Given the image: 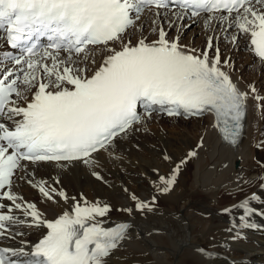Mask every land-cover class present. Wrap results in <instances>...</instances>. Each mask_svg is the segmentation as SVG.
Masks as SVG:
<instances>
[{"label": "snow or ice", "instance_id": "obj_1", "mask_svg": "<svg viewBox=\"0 0 264 264\" xmlns=\"http://www.w3.org/2000/svg\"><path fill=\"white\" fill-rule=\"evenodd\" d=\"M172 7L177 19L204 13L206 28L214 20L236 27L232 40L237 41L240 34L250 36L251 50L264 61V0H0V33L12 49L20 50L0 60V238L15 240L24 233L9 229L26 223L47 229L31 251L23 246L0 247V264H106L130 227L127 223L102 226L97 218L110 211L108 204L75 202L71 212L47 220L34 203L24 201L12 188L16 180H23L48 200L57 195L68 200L63 190L31 179L28 164H92L93 153L111 147L142 120L138 104L149 115L154 105L170 117L213 112L225 139L237 143L249 94L222 70L219 47L210 57L212 37L199 52L180 45L179 36L170 40L163 26L152 28L157 36L153 41L146 42V37L135 44L131 41L129 29L137 26L146 9H155L159 18L166 17ZM157 23L153 20L154 26ZM42 37L47 38L46 44H41ZM110 43L121 47L112 48L103 64L86 75V67L80 65L88 59L89 46L107 48ZM9 60L12 66L6 67ZM250 88L255 93L254 86ZM27 92L32 93L30 100ZM22 100H27L26 106L20 105ZM255 147L264 150V140ZM180 164L169 177H159L161 192L171 189ZM93 175L100 178L98 173ZM131 198L136 210H152L149 202L134 194ZM249 199L259 197L253 193L238 205L244 209L242 221L257 211L249 207Z\"/></svg>", "mask_w": 264, "mask_h": 264}, {"label": "bare ground", "instance_id": "obj_2", "mask_svg": "<svg viewBox=\"0 0 264 264\" xmlns=\"http://www.w3.org/2000/svg\"><path fill=\"white\" fill-rule=\"evenodd\" d=\"M159 11L164 13L165 10ZM175 11L176 9L169 10L170 13H167L173 15ZM154 13L153 10L144 11L137 26L143 24L144 20L150 19L151 22L156 20ZM169 15L166 17L161 15L157 20L163 24ZM204 16L197 18L188 16L182 19H176L174 16L175 29L191 23V29L188 31L191 37L197 33L196 31L199 32L201 27H205ZM133 28L129 29L130 34ZM218 29L217 36L220 39L229 37L231 45L235 44L237 51L234 54L245 48L248 50L245 53L247 63L254 57L259 63L256 74L251 75L256 81L251 85L255 88L253 93L250 86L240 78L238 69L233 71L235 63L233 57L221 58L222 70L228 73L243 92L249 94L246 98V129L237 145L232 146L221 138L212 113L206 114L208 115L206 125H197L196 128H192L194 130L186 129V131L176 128L163 131L159 126H142L138 122L126 135L121 134L117 137L111 147L93 153V163L90 165L81 161L59 164L54 161H44L28 164V172L33 174L31 179L36 182L45 181L46 187L63 190L69 197L68 200L58 195L55 200H48L36 187L23 180H16L12 191L24 201L34 203L45 219L55 218L65 211L71 212L75 202L85 201L88 204L99 202L101 205L106 203L110 206V211L104 217L97 218L102 220L103 224L131 219L132 224L126 232V237L106 259V264L134 262L136 264H264V215L260 214L264 212V188L261 187L264 182V166H261V162H264V150L255 147L262 135L259 117L262 110L255 95L260 89L258 74L262 78L261 84H264V62L251 50L250 36L240 34L238 40L234 42L232 37L238 33L236 27L229 28L227 22H221ZM167 30L168 28L165 29L166 32ZM150 32L149 27L144 30V35L135 32L136 34L131 38L132 43L135 44L142 37L147 38L146 42L155 40L157 36L154 34L153 37ZM174 35L176 38L179 33L176 32ZM126 37L129 36L126 34ZM209 37H211L210 33ZM245 39L247 43L244 42ZM189 41L179 37L180 45L188 50L201 51L200 46L199 48L195 45L191 46ZM4 44H6L5 39L0 34V60L4 58V50L7 49ZM120 47L119 43H110L107 48L103 45L91 46L86 53L87 61L80 66L86 67L85 74L91 76L103 64L106 56L111 54V49L119 50ZM209 55L211 57L215 54L209 53ZM225 59L229 60L228 64L223 63ZM46 62L51 63L50 60ZM260 96H264L263 89ZM31 98L32 93L28 92L27 100ZM27 100H22L20 105L26 106ZM147 114L143 113L142 118ZM156 117L163 118V115L157 114ZM201 137H203L202 141ZM137 144L138 150L145 151L133 152ZM165 147H170L171 150L179 148L182 152L173 161L162 164L160 159H165L162 152ZM192 150H195L194 156L189 155ZM183 159L185 164H180ZM178 164L180 170L176 174L175 183L169 191L161 192L163 183L159 177L167 178L172 175ZM116 167L117 174L114 171L110 177L111 170H115ZM154 167L156 168L153 171ZM94 172L98 173L100 178L93 175ZM82 174L86 176L90 174L95 178L90 181L87 179V182L84 180L85 183H77L76 177ZM150 180L153 182L150 183ZM184 187H187L186 191ZM253 193L259 199H249V207L257 211L245 216L242 221L241 216L245 213L238 205L246 198H250ZM133 194L140 201L149 202L152 210L143 212L136 210V201L131 198ZM73 197L75 201L71 199ZM152 197L156 199L153 201ZM3 203L11 202L4 200ZM129 208L132 209L131 212L125 211ZM12 211L22 216L19 210ZM45 213L48 215H44ZM16 229L12 227L9 231L17 233ZM44 230L45 227H34V232L23 230L21 233L24 234L17 236L15 240L0 238V242L16 249L22 246L31 247ZM20 237H23V241H27L28 245H22ZM199 249H204L211 255H205Z\"/></svg>", "mask_w": 264, "mask_h": 264}, {"label": "rangeland", "instance_id": "obj_3", "mask_svg": "<svg viewBox=\"0 0 264 264\" xmlns=\"http://www.w3.org/2000/svg\"><path fill=\"white\" fill-rule=\"evenodd\" d=\"M169 13H167V16L169 15ZM173 17L174 16L170 14L169 15V18H168L169 20L168 19L165 20L163 22V24L159 23V21H158V23L155 26L153 25V21L151 22L150 19H148L147 21L144 20V23L141 24V25H143V28L141 29L139 26L134 27L131 30L132 33L130 34V38H132V35L133 34H136L137 32H140L139 33L140 35H144V30H146V28H148V27L151 29L150 35H152L154 37L156 34L152 31V28L153 27H156L158 29L160 26H163L164 29L168 28L167 33H168V38L170 40L171 39H174V36H175L174 34L177 32V33H179V37L181 39H183V40L185 39V41H189L190 40L189 43L191 44V46L192 45H195L197 48H199V46H200V49L203 50L207 46L208 35L210 33L211 37L213 38V48H212V50H210L209 53L210 54H215V48L216 47H219L221 58L229 57V59H232V57H233V60L235 62L234 63V67H233V71H235V70L238 69V72L240 73V76H241L240 78L242 79V81L246 85L251 86L253 84L252 82H254V83L256 82L255 80L252 79V76L251 75L252 74H256L255 71H257L258 64H259L258 63V60L254 57V59L252 61H250V62L247 63V61H246L247 58H246V54L245 53H247L248 50L245 49V48L240 49L239 52H238V54H234L237 51V49L235 48L236 47L235 44H232L231 45L230 38L227 37V38H224V39L223 38L220 39L217 36V31L219 30L218 28H220V23L221 22H216V21L214 22V21H212L210 27H207V28L206 27H201L202 29L199 28L200 29L199 32L196 31L197 33L191 35V37H190L189 36L190 33L188 31L191 29V23H187V24H185L184 27H178L177 29H175L176 28V20L174 21L173 20ZM156 20H157V17H156ZM170 23L173 26L170 27ZM128 38L129 37H126L125 40H127ZM200 38H201V40H200ZM217 39H219V40H217ZM244 42L247 43V39H245ZM198 43H199V45H198ZM239 68H242V69H239ZM260 72H261V70L259 71V73ZM258 75L259 76H257V77H258V80H259L258 82H260V86H259L260 89L256 91L255 97H257V96L260 97V99L258 100V102H259V104H260L259 106H261V110H262L260 112V114H259L260 123H261L260 124V131H261V134H262L261 135V138L259 140L261 142L262 140H264V98H263L264 96H260V94H261L262 89L264 91V87L261 86V85H264V84H261L262 78H261L260 74H258ZM22 87H23V85H22ZM26 96H28V92L26 93ZM260 101H261V103H260ZM155 114L156 113H154L152 115L151 114L150 115L147 114L146 116H144L142 118L143 121L141 120L140 121V124L142 126H145V125L146 126H159V128L162 129L163 131H168L170 128H176V130H179L180 129V130L186 131V129L194 130L192 128H196L197 125H201V126H202V124H203V126L206 125V120H207V117H208V115H206L208 113L203 114L202 117L199 116V117H192V118H184V117H178V116H176V118L175 117L174 118H172V117H165V116H163V118H157L156 117L157 114L156 115ZM257 131H258V129L255 130V132H257ZM217 132H218V130H217ZM170 135H171V133H170ZM200 140L202 141L203 140V137H201ZM134 148H135V150L133 152L142 153V152L145 151V150H142V149H139L138 150V148H139V145L138 144ZM162 152H163V154H164L165 157H168V159H166V158L165 159L164 158L160 159L161 163L163 164L164 162L169 163V161H173L175 159V157L179 153L182 152V149L176 148V150H171L170 147H165L164 150H162ZM192 152H193V150H192ZM185 158L187 159V156ZM136 160L138 161L139 159H136ZM183 161H185V160L183 159ZM184 164H185V162H184ZM235 165H237V164H235ZM155 168L156 167L153 168V171L155 170ZM117 170H118L117 167L115 168V170H111L110 177H111V175H113L114 171L117 174ZM86 174H84V175L82 174L79 177H76L75 181H77V183H80V182L81 183H85V181L87 182V179L90 181V179H94L95 178V176L93 177V175H91L92 176L91 177L90 174L87 175V176H86ZM78 180H79V182H78ZM152 182L153 181L150 180V183H152ZM263 183L264 182H262V185H263ZM183 189H184V191H186L187 190V187H184ZM161 203H163V202H161ZM46 213L44 215H48ZM15 228H17L16 231L17 232L19 231L20 233L23 230L25 232H34L33 231L34 230V227L28 226L27 223L24 224V225H16V226H14V229ZM20 239L21 240H24L23 237H20ZM132 264H136V262H134Z\"/></svg>", "mask_w": 264, "mask_h": 264}]
</instances>
